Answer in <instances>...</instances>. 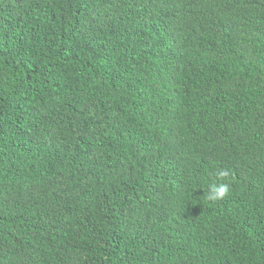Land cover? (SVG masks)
I'll list each match as a JSON object with an SVG mask.
<instances>
[{
  "label": "trees",
  "instance_id": "16d2710c",
  "mask_svg": "<svg viewBox=\"0 0 264 264\" xmlns=\"http://www.w3.org/2000/svg\"><path fill=\"white\" fill-rule=\"evenodd\" d=\"M0 264H264V0H0Z\"/></svg>",
  "mask_w": 264,
  "mask_h": 264
},
{
  "label": "clouds",
  "instance_id": "9594fccd",
  "mask_svg": "<svg viewBox=\"0 0 264 264\" xmlns=\"http://www.w3.org/2000/svg\"><path fill=\"white\" fill-rule=\"evenodd\" d=\"M229 173L226 170H220L216 173L218 178H226ZM229 193V187L226 183H211L208 186V194L206 199L211 202L222 200Z\"/></svg>",
  "mask_w": 264,
  "mask_h": 264
}]
</instances>
